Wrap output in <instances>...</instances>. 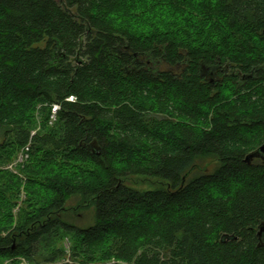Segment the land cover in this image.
<instances>
[{
    "label": "trees",
    "instance_id": "obj_1",
    "mask_svg": "<svg viewBox=\"0 0 264 264\" xmlns=\"http://www.w3.org/2000/svg\"><path fill=\"white\" fill-rule=\"evenodd\" d=\"M263 143L264 0H0V263L264 264Z\"/></svg>",
    "mask_w": 264,
    "mask_h": 264
},
{
    "label": "rangeland",
    "instance_id": "obj_2",
    "mask_svg": "<svg viewBox=\"0 0 264 264\" xmlns=\"http://www.w3.org/2000/svg\"><path fill=\"white\" fill-rule=\"evenodd\" d=\"M60 1V0H58ZM52 118V117H51ZM50 118V125L54 123V120ZM34 133V132H33ZM28 152L27 149H21L15 159L2 166L1 169L6 170L12 174L19 175L20 171L19 168L28 161ZM201 168H207L208 171H212L215 167V163L211 160H206L199 163ZM128 184L140 190H153L156 186L159 185V182H156L152 179H143V178H133L131 179ZM24 200V196L21 197L18 206L13 210L14 215H17L18 209L20 208L21 202ZM80 197H74L68 200L66 203L67 212H65L61 217L65 219L67 222L73 223L78 227L84 228L88 227L93 224V215H94V206H87V204L82 203ZM62 246L64 248L66 256L59 260L55 264H62V263H71L70 261V243L68 241H63ZM32 264L27 260L21 258H11L2 260L0 264Z\"/></svg>",
    "mask_w": 264,
    "mask_h": 264
},
{
    "label": "water",
    "instance_id": "obj_3",
    "mask_svg": "<svg viewBox=\"0 0 264 264\" xmlns=\"http://www.w3.org/2000/svg\"><path fill=\"white\" fill-rule=\"evenodd\" d=\"M252 159H261L264 161V143L258 148V150L252 155L247 157V161ZM263 229L260 230L259 234H261Z\"/></svg>",
    "mask_w": 264,
    "mask_h": 264
},
{
    "label": "built area",
    "instance_id": "obj_4",
    "mask_svg": "<svg viewBox=\"0 0 264 264\" xmlns=\"http://www.w3.org/2000/svg\"><path fill=\"white\" fill-rule=\"evenodd\" d=\"M56 110H57V107L56 106H54V108H53V113L55 114V112H56ZM52 119L54 120L55 118H54V115L52 116ZM27 149V148H26ZM28 150V149H27ZM22 264H24V263H22Z\"/></svg>",
    "mask_w": 264,
    "mask_h": 264
}]
</instances>
